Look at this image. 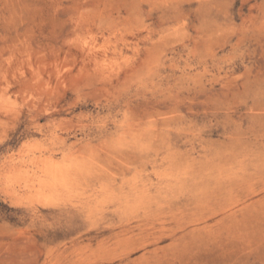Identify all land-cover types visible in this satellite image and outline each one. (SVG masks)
Segmentation results:
<instances>
[{
    "label": "clouds",
    "instance_id": "9594fccd",
    "mask_svg": "<svg viewBox=\"0 0 264 264\" xmlns=\"http://www.w3.org/2000/svg\"><path fill=\"white\" fill-rule=\"evenodd\" d=\"M0 202L29 264L264 243V0H0Z\"/></svg>",
    "mask_w": 264,
    "mask_h": 264
},
{
    "label": "rangeland",
    "instance_id": "374dc122",
    "mask_svg": "<svg viewBox=\"0 0 264 264\" xmlns=\"http://www.w3.org/2000/svg\"><path fill=\"white\" fill-rule=\"evenodd\" d=\"M45 32L48 27H45ZM67 30L65 29V32ZM3 202H0L2 205ZM14 213L9 209L0 206V264H29L28 251L23 237L14 234L12 229L19 227L14 222ZM211 223V221H209ZM139 232L140 229L136 228ZM37 241L40 237H35ZM97 237H89L88 240L80 238L83 247H95ZM168 237L161 238L157 243L163 247ZM48 247L53 249L66 247L71 238H65V234L58 229H53L46 234L43 241ZM157 249L153 251V249ZM143 252L144 255H140ZM129 264H160L163 257L160 255L156 244H146L144 248H134L127 254ZM184 264H239L245 261L246 264H261L264 262V243H258L252 248L245 247L241 243V238L233 233L231 236L212 237L203 241L198 247L191 248L183 256Z\"/></svg>",
    "mask_w": 264,
    "mask_h": 264
}]
</instances>
